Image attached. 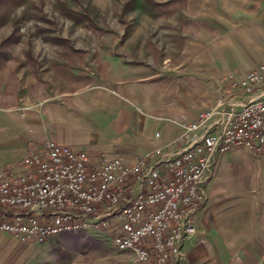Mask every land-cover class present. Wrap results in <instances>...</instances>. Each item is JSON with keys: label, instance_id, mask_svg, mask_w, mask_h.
<instances>
[{"label": "rangeland", "instance_id": "374dc122", "mask_svg": "<svg viewBox=\"0 0 264 264\" xmlns=\"http://www.w3.org/2000/svg\"><path fill=\"white\" fill-rule=\"evenodd\" d=\"M257 1L0 0V104L18 109L95 86L114 94L137 80L156 82L159 92L168 84L176 94L203 86L210 104L215 76H242L264 61V23L248 9ZM220 159L205 194L217 182L242 196L240 205L253 195L264 208V157L238 149ZM72 233L32 245L0 232V264H129L105 229Z\"/></svg>", "mask_w": 264, "mask_h": 264}, {"label": "built area", "instance_id": "2783aa9c", "mask_svg": "<svg viewBox=\"0 0 264 264\" xmlns=\"http://www.w3.org/2000/svg\"><path fill=\"white\" fill-rule=\"evenodd\" d=\"M177 144L129 163L47 141L0 173V232L33 245L101 228L129 264H175L196 233L216 160L238 149L264 157V61L221 81L214 101L182 123Z\"/></svg>", "mask_w": 264, "mask_h": 264}, {"label": "crops", "instance_id": "0c3cea01", "mask_svg": "<svg viewBox=\"0 0 264 264\" xmlns=\"http://www.w3.org/2000/svg\"><path fill=\"white\" fill-rule=\"evenodd\" d=\"M253 8L252 19L264 23V2L258 0L257 6L252 3L248 9L253 12ZM231 74L215 76L221 78L217 95L221 81ZM206 79L197 77L199 83ZM135 83L118 86L114 94L98 86L72 89L18 109L11 102L0 104V171L6 165L18 166L22 158L42 149L47 141L85 151L94 160L101 155L118 156L129 163L157 149L179 150L180 144L171 143L181 134L182 123L191 121L209 104L206 87H195L193 94L181 89L176 97L168 84L161 85L159 92L154 81ZM155 133H159L158 138ZM220 161L219 157L212 169L217 173L211 174L210 181L217 179L223 164ZM211 186L194 216L196 233L192 239L197 240H187L185 251L182 244L175 264H264L263 201L252 195L240 205L243 197L233 188L217 182Z\"/></svg>", "mask_w": 264, "mask_h": 264}, {"label": "trees", "instance_id": "16d2710c", "mask_svg": "<svg viewBox=\"0 0 264 264\" xmlns=\"http://www.w3.org/2000/svg\"><path fill=\"white\" fill-rule=\"evenodd\" d=\"M71 234H74V233H71ZM71 234H68L69 237L72 236ZM71 238H72V237H71ZM153 259H154V255L151 256V259H150V260L153 261Z\"/></svg>", "mask_w": 264, "mask_h": 264}]
</instances>
